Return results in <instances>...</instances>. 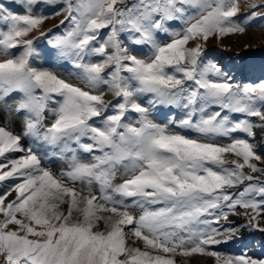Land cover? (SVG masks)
I'll return each instance as SVG.
<instances>
[{
  "label": "snow or ice",
  "instance_id": "obj_1",
  "mask_svg": "<svg viewBox=\"0 0 264 264\" xmlns=\"http://www.w3.org/2000/svg\"><path fill=\"white\" fill-rule=\"evenodd\" d=\"M246 7L241 20L240 0H0V264H264L210 250L264 237V79L206 52L264 19V0ZM59 15L62 32L41 31Z\"/></svg>",
  "mask_w": 264,
  "mask_h": 264
},
{
  "label": "bare ground",
  "instance_id": "obj_2",
  "mask_svg": "<svg viewBox=\"0 0 264 264\" xmlns=\"http://www.w3.org/2000/svg\"><path fill=\"white\" fill-rule=\"evenodd\" d=\"M244 6L246 5H243V6L241 5L240 11L245 9ZM252 44H256L257 47L256 48L251 47L250 45ZM262 45H264V36L260 32L255 31V32H251L250 34L239 33L238 35H231L225 38H223L222 36L220 37L213 36L208 40L206 47H210V46L222 47L229 51L233 49L254 51V50H259L260 48H262ZM243 76L245 75L242 73L238 74L237 79L239 80V77H243ZM108 98L112 99L113 97L111 96V94H106L105 99H108ZM255 139L259 141V142H254L257 145L258 150L261 147H264V130L257 128L255 130ZM18 155L20 154H16V156ZM228 158L231 159L232 157L229 155ZM259 166H264V165H259ZM54 167L57 168V165L55 164ZM64 167H65V164L63 163L61 165V168H64ZM0 191H3V189L0 188ZM240 209L236 210L234 213L230 214L229 216V221H231L232 225L234 226L242 225L246 221V216L244 215L245 210L244 209L240 210ZM222 223L225 226H228L227 222L222 221ZM100 227L101 229H103V222H101ZM241 236L244 238L243 240H237L235 242H229L226 244L210 246V250L218 251L225 255L236 256V255H240L241 253H243L246 249L248 254L256 256V257L264 258V245L261 244V240L264 239V237H262L260 233L249 232L245 230L241 232ZM129 239L127 240V243L129 245L143 247L142 242L139 244L134 243V240H135L134 237L133 238L130 237ZM169 255H172V254H169ZM173 258L175 260V264H215L214 257L201 255V254H193L191 256H182V255L177 254Z\"/></svg>",
  "mask_w": 264,
  "mask_h": 264
},
{
  "label": "rangeland",
  "instance_id": "obj_3",
  "mask_svg": "<svg viewBox=\"0 0 264 264\" xmlns=\"http://www.w3.org/2000/svg\"><path fill=\"white\" fill-rule=\"evenodd\" d=\"M242 1H245V0H240V2H242ZM246 2V1H245ZM250 10L248 9V11L244 14H242L241 16H240V19L241 20H243L244 19V17L246 16V14L249 12ZM49 23V21L47 22V24ZM252 29V32H254V31H256V30H258V31H260L261 32V34L264 36V19H256L255 21H252L247 27H246V30H251ZM42 41H44V39L43 38H41V40L39 41V42H42ZM18 51V50H17ZM261 51H264V49L263 50H261ZM207 52V58L208 59H211V60H213L214 62H217V61H221V59H222V57L223 56H221V53L220 52H218V50H208V51H206ZM17 54H18V52H17ZM230 61L232 60L231 58L229 59ZM233 63H236L235 61L233 62ZM221 64V63H220ZM260 78L261 79H264V74L263 75H261L260 76ZM258 79V78H257ZM257 79H255V81L254 82H258V81H260L261 79H259V80H257ZM70 82H72V83H74L73 81H70ZM177 118H179V117H177ZM259 166V165H258ZM133 238V237H132ZM130 240V239H129Z\"/></svg>",
  "mask_w": 264,
  "mask_h": 264
}]
</instances>
